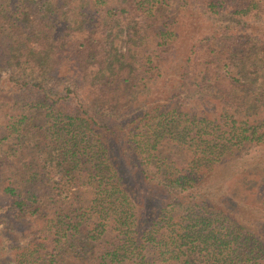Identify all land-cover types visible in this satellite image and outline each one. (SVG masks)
<instances>
[{"label":"trees","instance_id":"1","mask_svg":"<svg viewBox=\"0 0 264 264\" xmlns=\"http://www.w3.org/2000/svg\"><path fill=\"white\" fill-rule=\"evenodd\" d=\"M186 5L0 0V194L26 233L11 264H264V29L180 53Z\"/></svg>","mask_w":264,"mask_h":264},{"label":"rangeland","instance_id":"2","mask_svg":"<svg viewBox=\"0 0 264 264\" xmlns=\"http://www.w3.org/2000/svg\"><path fill=\"white\" fill-rule=\"evenodd\" d=\"M187 5L183 7L175 20V28L178 31V50L183 53L185 48L197 39L198 37L204 36L208 31L214 30L217 33V36L221 35V38L227 35H223V32L228 31L229 38L228 40L238 41L246 39L245 35H248L247 29L250 31V34H257V36H263L264 29V16H254L252 18H242L239 22H236L235 14H231V11H225L219 17H213L211 20L205 18L206 16H200L195 13V10H200V5L197 3V0H191ZM214 19V20H213ZM214 22V24H213ZM248 26V27H247ZM229 29V30H228ZM224 30V31H223ZM259 38V37H256ZM227 40V41H228ZM259 40V39H258ZM256 41V40H255ZM257 42V41H256ZM23 51L18 49L15 55H21ZM51 54V53H50ZM53 56L49 57V62H52ZM14 68L13 64L9 63H0V91L10 89V84L8 82V75ZM45 71H49V68L44 65ZM18 72V70L16 71ZM26 76L32 77V79L37 76V69L30 70L29 68L24 71ZM20 74V71H19ZM49 74V73H48ZM47 72L41 75L38 78L42 83L53 84L51 90L48 92L58 93L61 92L65 80L53 81V79L48 76ZM36 80V79H34ZM53 82V83H52ZM260 87V82L255 83V88ZM20 101L22 98L33 97L38 95L34 91H29L27 93L14 92L10 94ZM10 200L6 196L0 194V261L1 264H11V258L14 257L15 250L13 249L14 245L22 244L25 240L24 227H21V223L14 217V211L9 208Z\"/></svg>","mask_w":264,"mask_h":264}]
</instances>
